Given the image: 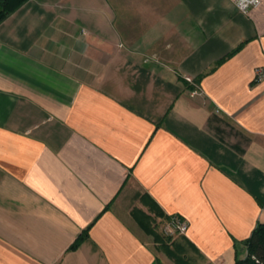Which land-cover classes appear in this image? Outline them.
<instances>
[{
  "label": "crops",
  "instance_id": "1",
  "mask_svg": "<svg viewBox=\"0 0 264 264\" xmlns=\"http://www.w3.org/2000/svg\"><path fill=\"white\" fill-rule=\"evenodd\" d=\"M263 65L264 0L25 2L0 23V264L244 258Z\"/></svg>",
  "mask_w": 264,
  "mask_h": 264
},
{
  "label": "trees",
  "instance_id": "2",
  "mask_svg": "<svg viewBox=\"0 0 264 264\" xmlns=\"http://www.w3.org/2000/svg\"><path fill=\"white\" fill-rule=\"evenodd\" d=\"M27 1L28 0H0V23ZM240 48L241 46H239L236 51ZM165 218L166 220H170L172 215L166 216ZM85 235L86 233H82L73 247L78 246ZM244 243L247 246V255L244 258H237L235 264H264V221L257 224L251 236L244 240ZM157 264L162 263L158 262Z\"/></svg>",
  "mask_w": 264,
  "mask_h": 264
},
{
  "label": "built area",
  "instance_id": "3",
  "mask_svg": "<svg viewBox=\"0 0 264 264\" xmlns=\"http://www.w3.org/2000/svg\"><path fill=\"white\" fill-rule=\"evenodd\" d=\"M260 3V0H237V6L240 10L246 12L251 7H255ZM255 77L257 80H264V65L256 70ZM194 92L193 94H195ZM166 225V226H165ZM164 234L168 237H174L177 235L185 234L188 230L187 221L179 216L172 215L170 220H165Z\"/></svg>",
  "mask_w": 264,
  "mask_h": 264
},
{
  "label": "rangeland",
  "instance_id": "4",
  "mask_svg": "<svg viewBox=\"0 0 264 264\" xmlns=\"http://www.w3.org/2000/svg\"><path fill=\"white\" fill-rule=\"evenodd\" d=\"M165 221H163L162 223H161V225H160V230L162 231V233L164 234L165 232H164V228H165ZM165 235V234H164ZM166 236V235H165Z\"/></svg>",
  "mask_w": 264,
  "mask_h": 264
}]
</instances>
